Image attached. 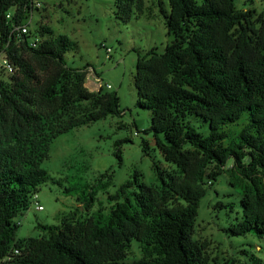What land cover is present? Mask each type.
Here are the masks:
<instances>
[{"label":"trees","instance_id":"16d2710c","mask_svg":"<svg viewBox=\"0 0 264 264\" xmlns=\"http://www.w3.org/2000/svg\"><path fill=\"white\" fill-rule=\"evenodd\" d=\"M237 1L157 0L174 40L162 54L137 52L136 107L152 114L143 132L175 170L165 174L154 163L158 183L135 175L108 196L106 215L64 218L40 225L45 236L17 239L15 222L52 180L42 168L52 142L124 111L117 93L88 91V67L68 66L77 41L47 26L31 29L36 0H0V55L15 69L0 80V264H125L133 241L142 256L132 264H210L194 229L208 185L222 175L241 192V218L228 232L264 238V14L239 10ZM114 7L124 25L157 16H146V0H115ZM192 117L208 125V134ZM130 142L115 143L120 162ZM147 146L142 141L146 154ZM90 188L77 193L85 211L95 202Z\"/></svg>","mask_w":264,"mask_h":264},{"label":"rangeland","instance_id":"374dc122","mask_svg":"<svg viewBox=\"0 0 264 264\" xmlns=\"http://www.w3.org/2000/svg\"><path fill=\"white\" fill-rule=\"evenodd\" d=\"M146 1V16H157L152 20L144 17L124 25L115 19V0H36L37 10L29 20L31 29L47 26L54 35H67L77 41L79 49L66 55L68 66L79 70L91 67L103 84L112 86L109 91L117 93L124 113L120 118L108 117L90 126L73 129L52 142L49 159L42 165L52 180L42 185L38 194L44 210L35 211L34 206L29 207L25 216L18 219L17 239L45 236L40 225H58L64 218L86 220L99 210L106 215L111 206L108 196L115 194L135 175L139 182L158 183L154 163L162 173L175 170V166L164 160L154 136L143 132L151 125V112L136 107L138 97L134 76L137 52L155 49L162 54L166 45L174 40L159 16L157 0ZM237 8L264 14V0H238ZM106 49L111 50L110 58ZM8 75L0 67V80H6ZM83 107H88L87 102ZM191 119L196 127L203 126V134H208L207 124L196 117ZM239 128L231 127L232 130ZM127 138L131 142L122 145L120 162L114 154L115 143ZM142 141L148 145V154L143 151ZM106 183L108 187L103 188ZM84 184L91 187L89 191L93 192L95 200L88 211L82 210L77 200V193ZM208 189L198 210L194 239L206 245L210 264L228 261L258 264L256 260L264 264V238H237L228 232L241 218L238 205L241 192L231 188L226 175L220 176L213 186L208 185ZM218 203H233L234 208H223ZM141 256L139 244L133 241L125 264H132Z\"/></svg>","mask_w":264,"mask_h":264},{"label":"built area","instance_id":"2783aa9c","mask_svg":"<svg viewBox=\"0 0 264 264\" xmlns=\"http://www.w3.org/2000/svg\"><path fill=\"white\" fill-rule=\"evenodd\" d=\"M23 33H28V26H23L20 28ZM107 57L110 58V49H106ZM0 67L7 72V74L12 75L15 71L14 66L9 62V60L6 58L4 54H1V62ZM85 87L88 89L89 92H99L102 89L105 90H111L112 86L109 84H103L102 79L95 73V71L90 67L87 70V76H86V83ZM34 206L35 211H43L44 207L40 204L38 201V194L34 195L31 200V205ZM16 224L20 225V222L17 220L15 222ZM18 251L15 250V254H17Z\"/></svg>","mask_w":264,"mask_h":264},{"label":"crops","instance_id":"0c3cea01","mask_svg":"<svg viewBox=\"0 0 264 264\" xmlns=\"http://www.w3.org/2000/svg\"><path fill=\"white\" fill-rule=\"evenodd\" d=\"M25 213H26V212H24V214H23L20 218H23V216H25Z\"/></svg>","mask_w":264,"mask_h":264}]
</instances>
